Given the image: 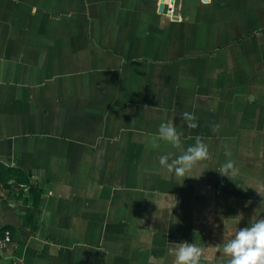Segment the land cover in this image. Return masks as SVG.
I'll return each mask as SVG.
<instances>
[{"label":"crops","instance_id":"crops-1","mask_svg":"<svg viewBox=\"0 0 264 264\" xmlns=\"http://www.w3.org/2000/svg\"><path fill=\"white\" fill-rule=\"evenodd\" d=\"M166 1L0 0V164L42 191L29 222L28 193L0 187V264H174L180 240L228 264L264 218V0ZM170 119L208 146L199 178L159 162Z\"/></svg>","mask_w":264,"mask_h":264},{"label":"clouds","instance_id":"clouds-1","mask_svg":"<svg viewBox=\"0 0 264 264\" xmlns=\"http://www.w3.org/2000/svg\"><path fill=\"white\" fill-rule=\"evenodd\" d=\"M181 116L187 127L198 126L193 113L184 112ZM156 135L176 150L159 157L161 166L175 173L182 180L186 177L199 178L202 175L203 172L199 175L190 174L193 168L209 155L207 144L199 136L195 138L193 144L184 148L181 139L183 133L177 130L173 119L161 122ZM232 169L233 162L227 161L217 170L230 178ZM168 252L174 257V264H201V247L188 240L175 241L168 248ZM222 253L228 257V264H264V218H259L248 226L239 227L223 244Z\"/></svg>","mask_w":264,"mask_h":264},{"label":"trees","instance_id":"trees-1","mask_svg":"<svg viewBox=\"0 0 264 264\" xmlns=\"http://www.w3.org/2000/svg\"><path fill=\"white\" fill-rule=\"evenodd\" d=\"M0 187L3 190L10 191L14 195L20 194L24 191L28 193V198L31 203L27 210V220L32 222L36 214L39 213V206L41 202V188L38 183L32 180L31 174L25 169L13 166H5L0 164ZM16 193V194H15ZM8 229L13 235V229L4 227L0 230V237L3 231ZM17 240H11L9 245H16Z\"/></svg>","mask_w":264,"mask_h":264},{"label":"built area","instance_id":"built-area-1","mask_svg":"<svg viewBox=\"0 0 264 264\" xmlns=\"http://www.w3.org/2000/svg\"><path fill=\"white\" fill-rule=\"evenodd\" d=\"M174 3H175V0H167L165 2V4L167 5V9L171 11L173 9ZM10 241H11V233H10V231L8 229H5L3 231L2 237L0 238V251L6 250L8 248L7 244ZM12 263L13 264H19L18 259L13 258V262Z\"/></svg>","mask_w":264,"mask_h":264},{"label":"water","instance_id":"water-1","mask_svg":"<svg viewBox=\"0 0 264 264\" xmlns=\"http://www.w3.org/2000/svg\"><path fill=\"white\" fill-rule=\"evenodd\" d=\"M159 10L165 12L166 11V4L161 3L159 5Z\"/></svg>","mask_w":264,"mask_h":264}]
</instances>
